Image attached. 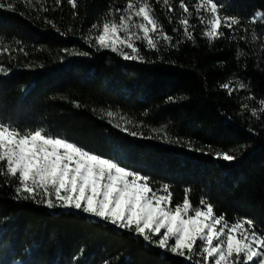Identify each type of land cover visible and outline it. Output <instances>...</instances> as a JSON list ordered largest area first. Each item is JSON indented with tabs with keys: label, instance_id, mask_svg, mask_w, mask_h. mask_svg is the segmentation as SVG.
<instances>
[{
	"label": "trees",
	"instance_id": "obj_1",
	"mask_svg": "<svg viewBox=\"0 0 264 264\" xmlns=\"http://www.w3.org/2000/svg\"><path fill=\"white\" fill-rule=\"evenodd\" d=\"M0 2V119L21 130L43 126L148 176L153 188L168 185L173 206L188 190L194 207L207 200L229 223L251 219L264 235V22L250 23L264 0H214L220 16L241 23L235 32L222 27L224 37L211 43L195 18L200 0H185L194 40L177 23L179 0H170L173 12L150 0L173 40L157 49L136 41L144 62L93 39V25L118 21L115 9L127 0H74L75 8L69 0H11L14 10ZM229 82L231 94L220 87ZM108 111L125 119L109 123ZM224 151L236 159L215 157ZM15 187L0 176V264H195L82 212L18 199Z\"/></svg>",
	"mask_w": 264,
	"mask_h": 264
},
{
	"label": "snow or ice",
	"instance_id": "obj_2",
	"mask_svg": "<svg viewBox=\"0 0 264 264\" xmlns=\"http://www.w3.org/2000/svg\"><path fill=\"white\" fill-rule=\"evenodd\" d=\"M69 2L75 8L74 0ZM162 3L168 12L175 11L170 0H162ZM194 7L195 18L203 25V35L210 43L224 37L222 27L235 32L233 26L238 27L241 23L235 17L220 16L218 12L222 9H218L214 0H200ZM179 8L182 16L177 23L183 27L184 38L194 40L190 29H195L196 25L189 23L193 12L185 0H179ZM0 9H5L2 2ZM7 9L14 10L11 0ZM201 9L208 13L207 18L200 15ZM115 12L120 14L118 21L104 18L102 24L93 25V30L98 33L93 39L99 49H108L125 60L144 62L136 41H146L149 48L157 49L158 45L170 44L173 40L157 19L150 0H139L138 5L136 0H127L126 6L116 8ZM108 16L114 17L111 10ZM260 22H264V13H254L250 23ZM150 34H158L159 38L154 39ZM180 42L177 40L176 44ZM125 48L131 51H125ZM220 87L229 94L233 91L230 82ZM240 87L245 85L240 83ZM260 105L259 111H264V100ZM242 108L247 109L248 105H242ZM251 112L256 116L258 109L252 108ZM107 117L109 123L113 118L125 119L112 111L107 112ZM126 122L131 124L130 120ZM114 126L133 137L141 135L128 127L121 128L120 123ZM153 131L159 134L157 130ZM215 157L228 162L236 159L227 151L216 152ZM0 176L16 181L18 199L31 200L49 209L82 212L133 231L165 251L186 255L195 264H264V235L257 233L251 219L240 218L229 223L224 215H216L214 206L204 199L201 206L194 207L188 190L182 202L173 206V193L168 185L153 188L148 176L123 167L120 162L54 134L43 126L21 130L19 126L0 119ZM170 240L174 243H169Z\"/></svg>",
	"mask_w": 264,
	"mask_h": 264
},
{
	"label": "rangeland",
	"instance_id": "obj_3",
	"mask_svg": "<svg viewBox=\"0 0 264 264\" xmlns=\"http://www.w3.org/2000/svg\"><path fill=\"white\" fill-rule=\"evenodd\" d=\"M115 114H118V115H120L119 113H115ZM53 211H54V209H53ZM90 217H92V216H90ZM92 218H95V217H92ZM161 231H163V230H161Z\"/></svg>",
	"mask_w": 264,
	"mask_h": 264
}]
</instances>
